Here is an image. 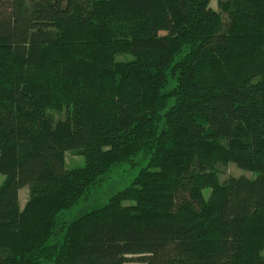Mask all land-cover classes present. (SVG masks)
<instances>
[{
	"label": "trees",
	"instance_id": "16d2710c",
	"mask_svg": "<svg viewBox=\"0 0 264 264\" xmlns=\"http://www.w3.org/2000/svg\"><path fill=\"white\" fill-rule=\"evenodd\" d=\"M210 1L0 0V264H264V0Z\"/></svg>",
	"mask_w": 264,
	"mask_h": 264
},
{
	"label": "rangeland",
	"instance_id": "374dc122",
	"mask_svg": "<svg viewBox=\"0 0 264 264\" xmlns=\"http://www.w3.org/2000/svg\"><path fill=\"white\" fill-rule=\"evenodd\" d=\"M210 6L213 9L219 11L220 9L217 6L216 0L210 1ZM223 18L225 15L223 14ZM123 56V57H121ZM127 57L125 54H121L118 58ZM49 114L54 118H62L64 116L63 110H49ZM64 166L67 169L81 167L84 164V158L78 152L75 151H66L63 154ZM142 163H137L135 166H129L128 164H114L108 172L103 175V178L99 184L91 193L88 200L81 202L75 205L71 210L67 212H62L59 214L60 221L64 223H69L71 220L75 219L84 212H88L91 209L100 207L104 204L109 196L117 190H121L129 185L132 179L138 173L139 168L142 166ZM239 176L245 175L248 177H253L254 172L247 170L238 166L237 164L230 163L224 169V172L219 175L221 180L225 179L227 176ZM0 175V182L2 180ZM28 197V187H23L19 190V205L23 208ZM129 203V202H127ZM61 236L58 237L60 240ZM264 254V253H262Z\"/></svg>",
	"mask_w": 264,
	"mask_h": 264
}]
</instances>
